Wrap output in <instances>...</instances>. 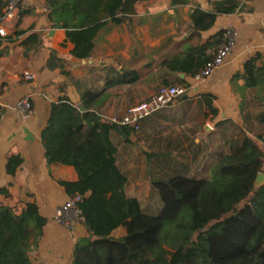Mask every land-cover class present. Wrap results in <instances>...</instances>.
<instances>
[{"label":"crops","instance_id":"0c3cea01","mask_svg":"<svg viewBox=\"0 0 264 264\" xmlns=\"http://www.w3.org/2000/svg\"><path fill=\"white\" fill-rule=\"evenodd\" d=\"M226 2L135 0L119 25L110 23L98 32L91 56L78 60L71 55L73 45L66 41L65 30L53 28L45 0L18 1L13 20L4 23L7 36L0 41V189L8 190L13 203H36L46 219L38 247L29 253L32 264H71L75 242L89 237L82 223L69 231L54 218L68 198L59 181L77 179L72 167L48 165L44 157L41 132L51 103L60 96L78 104L81 91L96 90L97 111L109 120L121 118L163 87L187 85L186 97L143 119L137 132L112 134L118 168L127 178L126 194L137 199L147 215H157L162 208L153 180L178 174L200 179L191 177L186 167L197 165L202 151L214 165L228 154L229 141L244 134L264 137V125L255 120L258 107L241 78L249 58L259 54L264 59V0H240L234 13L216 15L204 31H197L192 22L196 9L208 15L215 13L217 3ZM5 6L6 0H0V18ZM208 22L204 18V26ZM227 28L236 32L235 45L225 63L201 83L166 66L183 61L187 49L200 44L207 57L217 47V35ZM50 51L65 62L68 77L59 68L46 67ZM123 70L134 73L128 78L135 80L117 83L114 78ZM24 72L35 78L25 80ZM25 97L32 108L27 119L16 111ZM257 144L264 151V142ZM12 155H19L21 164L9 175L6 166ZM179 165L183 171L172 174ZM150 166L156 167L151 174Z\"/></svg>","mask_w":264,"mask_h":264},{"label":"trees","instance_id":"16d2710c","mask_svg":"<svg viewBox=\"0 0 264 264\" xmlns=\"http://www.w3.org/2000/svg\"><path fill=\"white\" fill-rule=\"evenodd\" d=\"M239 1L217 3L215 13L208 15L196 9L194 28L204 31L216 15L234 13ZM45 2L53 28L64 29L66 41L73 45L71 55L87 60L98 32L107 24L119 25L135 0ZM206 17L209 22L204 26ZM223 34L217 35L214 52L223 43ZM187 50L189 56L183 61L166 66L192 78L214 52L204 57V44ZM64 63L50 51L46 67L59 68L68 77ZM130 75L135 74L123 70L114 80L133 82L135 76L131 80ZM241 78L258 107L255 120L264 125L261 55L244 63ZM79 96L78 104L65 95L51 103L41 132L46 163L70 166L77 175L74 182L59 181L67 195L80 197L77 208L89 235L75 242L71 264H264V183L254 185L256 176L263 173L264 151L257 144L264 142L263 136L252 139L244 134L238 141H229L228 154L218 158L208 179L178 174L153 180L162 208L157 215H147L137 199L126 194L127 178L118 168L112 142L113 133L129 135L132 130L98 113L96 90L85 89ZM20 164L19 155L10 156L7 173L13 175ZM0 194L4 197L0 204V264H32L29 253L37 249L46 219L36 203H13L6 188Z\"/></svg>","mask_w":264,"mask_h":264},{"label":"built area","instance_id":"2783aa9c","mask_svg":"<svg viewBox=\"0 0 264 264\" xmlns=\"http://www.w3.org/2000/svg\"><path fill=\"white\" fill-rule=\"evenodd\" d=\"M19 0H10L5 6L2 17L0 18V41L7 36V31L4 23L11 22L15 16L16 7ZM236 41V32L227 28L224 30L223 43L213 53L212 58L204 65L203 69L192 77L194 83H201L206 78L211 76L218 68H220L228 59ZM25 80H33V73L24 72ZM188 92L187 85H174L163 87L159 92L147 101L139 103L128 108L121 118H110L113 123L121 126L129 127L133 132L139 130L141 121L155 112L173 105L177 100L186 97ZM16 111L23 119H27L32 114V108L29 97H25L16 106ZM80 197L78 195L69 196L67 200L57 208L55 212V221L71 231L76 225L81 223L80 212L77 208V203Z\"/></svg>","mask_w":264,"mask_h":264},{"label":"rangeland","instance_id":"374dc122","mask_svg":"<svg viewBox=\"0 0 264 264\" xmlns=\"http://www.w3.org/2000/svg\"><path fill=\"white\" fill-rule=\"evenodd\" d=\"M204 146L206 147V148H208V144H206L205 142H204ZM209 149V148H208ZM202 153H204L203 154V156L205 155V150L204 151H202ZM202 156V158L197 162V165H192V166H188V167H186V169H187V171H188V169H191L190 170V176L191 177H193V178H205V179H208V177H209V175L210 174H208V173H210V169L212 168V166H213V160H209V159H207V160H205V158ZM155 169H156V167H154V166H150L149 168H148V170H149V174H151V173H153L154 171H155ZM183 169H184V167L183 166H176L174 169H173V172H172V174H174V173H177V172H182L183 171ZM154 175V174H153ZM157 192V191H156ZM166 228V227H165ZM164 228V229H165Z\"/></svg>","mask_w":264,"mask_h":264},{"label":"water","instance_id":"95a60500","mask_svg":"<svg viewBox=\"0 0 264 264\" xmlns=\"http://www.w3.org/2000/svg\"><path fill=\"white\" fill-rule=\"evenodd\" d=\"M207 128V127H206ZM205 128V130H206ZM264 183V173H259L257 176H256V179H255V183L254 185L255 186H260Z\"/></svg>","mask_w":264,"mask_h":264}]
</instances>
